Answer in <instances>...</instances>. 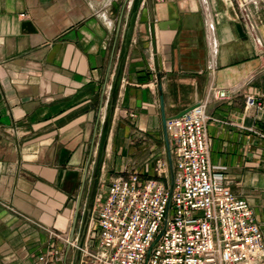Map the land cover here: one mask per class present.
I'll use <instances>...</instances> for the list:
<instances>
[{
  "label": "crops",
  "instance_id": "crops-1",
  "mask_svg": "<svg viewBox=\"0 0 264 264\" xmlns=\"http://www.w3.org/2000/svg\"><path fill=\"white\" fill-rule=\"evenodd\" d=\"M246 9L245 21L234 0H0V264H80L70 244L91 243L111 179L170 185L163 118L199 101L210 164L264 240V6Z\"/></svg>",
  "mask_w": 264,
  "mask_h": 264
},
{
  "label": "built area",
  "instance_id": "built-area-1",
  "mask_svg": "<svg viewBox=\"0 0 264 264\" xmlns=\"http://www.w3.org/2000/svg\"><path fill=\"white\" fill-rule=\"evenodd\" d=\"M133 0H106L108 5ZM243 20L251 3L234 0ZM249 29L253 27L247 23ZM217 100L224 92L213 94ZM262 109L249 97L246 107ZM206 102L165 120L174 159L169 186L140 181L135 171L111 179L97 197L96 230L78 246L80 264H262L264 240L249 204L229 189L220 169L212 167L206 125ZM259 134L264 139V134ZM164 175L165 162L158 163Z\"/></svg>",
  "mask_w": 264,
  "mask_h": 264
},
{
  "label": "water",
  "instance_id": "water-1",
  "mask_svg": "<svg viewBox=\"0 0 264 264\" xmlns=\"http://www.w3.org/2000/svg\"><path fill=\"white\" fill-rule=\"evenodd\" d=\"M170 23H171V22H162V23H159V24L157 25V27H158V29L163 30V29H165L166 27H170V26H171ZM150 31H151V35H152L153 32H154V27H153V26L150 27ZM188 110H190V109H187V110L183 111V112L180 113L177 117L181 116L183 113H185V112L188 111ZM165 120H166V119L163 118V126H164V130H165ZM165 133H166V131H165Z\"/></svg>",
  "mask_w": 264,
  "mask_h": 264
}]
</instances>
